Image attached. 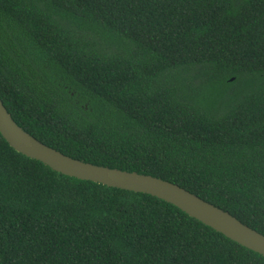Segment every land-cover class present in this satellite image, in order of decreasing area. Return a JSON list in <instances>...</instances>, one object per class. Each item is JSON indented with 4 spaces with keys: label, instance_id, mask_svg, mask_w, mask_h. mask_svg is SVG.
<instances>
[{
    "label": "trees",
    "instance_id": "obj_1",
    "mask_svg": "<svg viewBox=\"0 0 264 264\" xmlns=\"http://www.w3.org/2000/svg\"><path fill=\"white\" fill-rule=\"evenodd\" d=\"M0 99L42 143L174 182L264 234V0H0ZM0 264L264 257L0 135Z\"/></svg>",
    "mask_w": 264,
    "mask_h": 264
},
{
    "label": "water",
    "instance_id": "obj_2",
    "mask_svg": "<svg viewBox=\"0 0 264 264\" xmlns=\"http://www.w3.org/2000/svg\"><path fill=\"white\" fill-rule=\"evenodd\" d=\"M230 80L232 77L229 78ZM0 135L17 152L48 165L61 174L106 187L146 193L178 208L238 245L264 257V234L244 224L228 211L182 186L146 174L85 162L50 147L22 129L0 99Z\"/></svg>",
    "mask_w": 264,
    "mask_h": 264
}]
</instances>
